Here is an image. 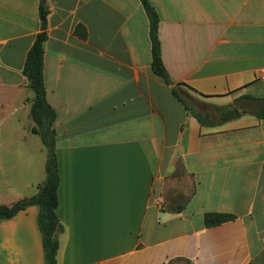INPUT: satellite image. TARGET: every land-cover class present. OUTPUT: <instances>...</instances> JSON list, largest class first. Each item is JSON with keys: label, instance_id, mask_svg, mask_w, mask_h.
Instances as JSON below:
<instances>
[{"label": "crops", "instance_id": "1", "mask_svg": "<svg viewBox=\"0 0 264 264\" xmlns=\"http://www.w3.org/2000/svg\"><path fill=\"white\" fill-rule=\"evenodd\" d=\"M147 1L171 84L152 73L139 0L47 1L56 264H264V0ZM38 6L0 0V174L24 175L0 205L44 181L25 178ZM38 214L0 219V264H45Z\"/></svg>", "mask_w": 264, "mask_h": 264}, {"label": "trees", "instance_id": "2", "mask_svg": "<svg viewBox=\"0 0 264 264\" xmlns=\"http://www.w3.org/2000/svg\"><path fill=\"white\" fill-rule=\"evenodd\" d=\"M47 1L39 0L38 12L41 23L40 32L26 55L23 74L28 82V88L32 92V98L28 99L30 107V119L32 127L30 132L38 135L42 146L47 151L45 163V179L37 187L34 196L20 200L12 205H0V219H9L29 206H37L38 227L42 237L45 264H56L58 250L57 232L60 229L56 209L58 206L57 189L59 184L58 167L55 151L53 123L56 115L46 100V90L43 82V54L44 43L47 39ZM144 8L149 22V37L151 42V70L154 75L171 84L169 76L163 66L161 58L160 41L158 39V17L147 0H139ZM174 94L175 91H174ZM264 110V109H262ZM236 114V111L232 113ZM264 117V115H262ZM204 225L212 227L233 220L234 216L227 214H206Z\"/></svg>", "mask_w": 264, "mask_h": 264}, {"label": "rangeland", "instance_id": "3", "mask_svg": "<svg viewBox=\"0 0 264 264\" xmlns=\"http://www.w3.org/2000/svg\"><path fill=\"white\" fill-rule=\"evenodd\" d=\"M186 101H188L189 104H192L194 102V99L192 97L186 95ZM35 138H37L36 139L37 141L35 139H33V140H35V144L33 142L31 144V142L29 140L26 143V147H27L26 151L28 152V155H29V158L26 160L28 162L29 169L27 170V174H26L25 178L29 179V177L35 176V174L38 177V173H39L45 179V163H46L45 159H47V151L41 145L40 138L39 137H35ZM10 144L12 145L13 143L10 142ZM6 145L9 146L8 143H6ZM35 145H37L38 147H36ZM14 177L23 179L24 175H21V176H17V175L16 176H14V175L5 176V175L0 174V201H4V200H6L5 198L9 197V196H6V193H5L6 192V182H5L6 180H4V179H9V178H14ZM9 198H7V199H9Z\"/></svg>", "mask_w": 264, "mask_h": 264}, {"label": "built area", "instance_id": "4", "mask_svg": "<svg viewBox=\"0 0 264 264\" xmlns=\"http://www.w3.org/2000/svg\"><path fill=\"white\" fill-rule=\"evenodd\" d=\"M262 80H264V74H262V76L260 77Z\"/></svg>", "mask_w": 264, "mask_h": 264}]
</instances>
